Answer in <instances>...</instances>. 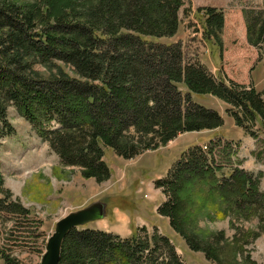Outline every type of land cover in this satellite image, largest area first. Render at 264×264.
I'll return each mask as SVG.
<instances>
[{
  "label": "trees",
  "instance_id": "16d2710c",
  "mask_svg": "<svg viewBox=\"0 0 264 264\" xmlns=\"http://www.w3.org/2000/svg\"><path fill=\"white\" fill-rule=\"evenodd\" d=\"M32 1L29 6L0 2V122L13 134L9 110L15 108L62 165L81 169L85 179L110 180L107 150L133 160L180 135L222 129L221 115L193 102L195 95L214 96L238 109V127L259 122L264 129V100L255 89L228 86L203 67L187 65L181 44L151 41L178 34L183 0ZM206 12V41L222 43L224 13L213 8ZM244 15L249 44L264 49V7ZM56 63L71 67L78 78ZM37 65L48 76L36 71ZM220 148L232 151L221 141L206 150L191 149L167 179L157 182L168 198L161 216L190 250L219 263L224 234L217 241L201 237L194 217L186 216L189 207L200 203L220 220L233 213L257 217L264 226L263 173L256 177L237 168L226 178L225 166L216 160ZM225 164L233 163L229 158ZM4 185L0 164V194L5 196L0 211L29 215L11 201ZM170 241L146 229H133L129 239L88 227L75 229L65 240L60 264H184ZM1 253L0 264H16Z\"/></svg>",
  "mask_w": 264,
  "mask_h": 264
},
{
  "label": "rangeland",
  "instance_id": "374dc122",
  "mask_svg": "<svg viewBox=\"0 0 264 264\" xmlns=\"http://www.w3.org/2000/svg\"><path fill=\"white\" fill-rule=\"evenodd\" d=\"M9 1L26 6L33 4L32 0ZM183 3L178 34L161 40L150 38L151 41L162 45L181 44L187 65L203 67L228 86L235 84L255 89L264 100V49L249 44L244 15L249 9H263L264 0H183ZM211 8L225 15L220 36L222 43L213 39L207 42L205 38L203 24L208 17L206 10ZM54 65L71 78H78L71 67L63 63ZM53 70L57 72L58 69ZM36 71L46 76L49 74L42 65H37ZM183 90L186 94V88ZM192 99L219 113L225 122L224 127L180 135L167 146L148 151L133 160H124L113 150H107L105 162L112 175L110 180L102 183L85 179L79 168L63 166L34 127L15 108H10L9 121L14 133L8 134L0 122L1 170L11 201L20 204L29 215L0 211L1 252L16 264H41L56 224L70 213L100 201L107 205V219L85 226L90 230H108L111 225L117 230L146 229L151 235L158 232L171 240L184 264H250V261L264 264V226L257 217L247 219L233 216V213L227 220H220L216 215L211 217L206 209L203 211L200 203L188 208L186 216L190 220L194 217L192 221L201 237L217 241L220 234H224V252L219 263L209 260L201 252L190 250L172 229L170 220L160 214L168 198L164 189L157 187V182L167 179L188 151L205 148L211 142L221 141L223 146L226 143L232 147L230 153L220 148L216 155L217 164L225 166L222 174L226 178L237 168L256 177L263 173L260 189L264 192V129L261 123L246 122L244 128L238 127L235 117L239 114L238 109L214 96L195 95ZM229 158L232 167L225 164ZM4 198L0 194V200ZM118 214L128 220L117 219ZM1 264L6 262L3 260Z\"/></svg>",
  "mask_w": 264,
  "mask_h": 264
},
{
  "label": "water",
  "instance_id": "95a60500",
  "mask_svg": "<svg viewBox=\"0 0 264 264\" xmlns=\"http://www.w3.org/2000/svg\"><path fill=\"white\" fill-rule=\"evenodd\" d=\"M107 219V205L98 201L61 219L50 238L41 264H60L65 240L75 229Z\"/></svg>",
  "mask_w": 264,
  "mask_h": 264
},
{
  "label": "crops",
  "instance_id": "0c3cea01",
  "mask_svg": "<svg viewBox=\"0 0 264 264\" xmlns=\"http://www.w3.org/2000/svg\"><path fill=\"white\" fill-rule=\"evenodd\" d=\"M117 219H121L123 222H126L128 220V218L126 216H123L121 214H118V216H116ZM106 233H110V234H114V235H118L121 236L123 238H128L133 234V230L131 229H122V230H117V229H112L111 225H108V230H103ZM118 233V234H116Z\"/></svg>",
  "mask_w": 264,
  "mask_h": 264
},
{
  "label": "built area",
  "instance_id": "2783aa9c",
  "mask_svg": "<svg viewBox=\"0 0 264 264\" xmlns=\"http://www.w3.org/2000/svg\"><path fill=\"white\" fill-rule=\"evenodd\" d=\"M207 149V148H206Z\"/></svg>",
  "mask_w": 264,
  "mask_h": 264
}]
</instances>
